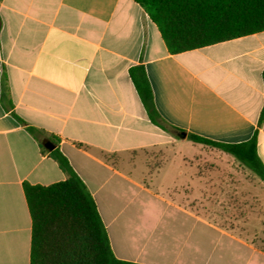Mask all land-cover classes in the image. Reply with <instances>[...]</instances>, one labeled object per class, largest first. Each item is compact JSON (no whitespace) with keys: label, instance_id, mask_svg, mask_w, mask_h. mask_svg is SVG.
<instances>
[{"label":"crops","instance_id":"obj_1","mask_svg":"<svg viewBox=\"0 0 264 264\" xmlns=\"http://www.w3.org/2000/svg\"><path fill=\"white\" fill-rule=\"evenodd\" d=\"M136 65L166 129L149 120L134 89ZM3 74L11 104L0 101V264L30 261L23 183L66 179L17 118L54 138L117 259L264 264V202L251 192L264 191V181L186 137L239 144L256 131L264 163V31L172 54L134 0H0V94ZM202 202H228L227 217L256 216L262 227L217 225L222 217L202 215ZM184 220L193 228L177 224Z\"/></svg>","mask_w":264,"mask_h":264},{"label":"trees","instance_id":"obj_2","mask_svg":"<svg viewBox=\"0 0 264 264\" xmlns=\"http://www.w3.org/2000/svg\"><path fill=\"white\" fill-rule=\"evenodd\" d=\"M156 24L172 54L264 31V0H134ZM129 77L151 122L159 121L144 67L129 68ZM0 101L8 104L5 75L2 76ZM5 107V105H4ZM264 119L262 106L259 122ZM24 125L38 141L43 152L57 163L66 179L52 184L23 183L31 218L29 264H138L117 259L111 250L104 224L85 184L66 157L55 147V140L36 127ZM187 139L222 150L264 181V163L256 152L257 132L239 144L217 143L188 134ZM54 147L46 150L44 142Z\"/></svg>","mask_w":264,"mask_h":264},{"label":"rangeland","instance_id":"obj_3","mask_svg":"<svg viewBox=\"0 0 264 264\" xmlns=\"http://www.w3.org/2000/svg\"><path fill=\"white\" fill-rule=\"evenodd\" d=\"M208 147H211V146H208ZM155 152L156 151L146 152L144 154L135 153V155H133L131 159H144L145 160L147 156H149V155L152 156ZM251 192H254L256 195H258V197H260L259 198L260 202H264V191L258 190V189H251ZM256 202H258V201H256ZM227 203L228 202H202V208L205 212L202 215H207L209 218H214V219H218V217H216L215 215L221 216L222 221H219L217 223L215 222V223L217 225L222 226V227L236 226V228H238V229L246 228L245 230H251V231H257L262 227V224L259 221V218L256 216H252L248 220H244L245 217H243L242 215L236 216L234 214L232 217H227L226 211L230 210V208L228 209L226 207ZM191 207H195L196 210H198V211L201 210V209H199L200 208L199 202H197V204L193 203V205ZM242 209H243L242 205L234 206V208H232V210H234V212H236L237 210H242ZM228 218H230V219H228ZM177 224L181 225L185 230L186 229L188 230L192 227V224L190 221L184 220V221L179 222ZM195 229L196 230H202L204 232L211 230L209 227L205 226L202 223H197Z\"/></svg>","mask_w":264,"mask_h":264},{"label":"water","instance_id":"obj_4","mask_svg":"<svg viewBox=\"0 0 264 264\" xmlns=\"http://www.w3.org/2000/svg\"><path fill=\"white\" fill-rule=\"evenodd\" d=\"M43 145L47 150H52L54 147V145L49 141H45Z\"/></svg>","mask_w":264,"mask_h":264}]
</instances>
